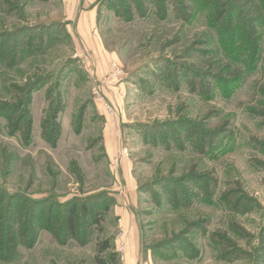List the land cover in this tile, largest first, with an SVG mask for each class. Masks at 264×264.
Segmentation results:
<instances>
[{
  "label": "rangeland",
  "instance_id": "374dc122",
  "mask_svg": "<svg viewBox=\"0 0 264 264\" xmlns=\"http://www.w3.org/2000/svg\"><path fill=\"white\" fill-rule=\"evenodd\" d=\"M123 164L141 264H264V0H0V264H98Z\"/></svg>",
  "mask_w": 264,
  "mask_h": 264
},
{
  "label": "crops",
  "instance_id": "0c3cea01",
  "mask_svg": "<svg viewBox=\"0 0 264 264\" xmlns=\"http://www.w3.org/2000/svg\"><path fill=\"white\" fill-rule=\"evenodd\" d=\"M104 138L107 142L113 141L115 145V138L112 137L111 133H107ZM115 148L117 151L118 146L116 145ZM122 163L125 162L122 161ZM116 175L120 180V186L117 188L119 193L113 197V204L105 217L108 225L114 228L112 234L110 233L112 235V246L115 247L119 243L116 239L121 229L123 232V251L121 252V260L123 261L121 264H141L142 258H148L140 249V233L137 232V228L132 223L131 209H129L131 208L130 201H133V197L137 191L136 181L133 178L131 168L126 164H123L120 172Z\"/></svg>",
  "mask_w": 264,
  "mask_h": 264
},
{
  "label": "trees",
  "instance_id": "16d2710c",
  "mask_svg": "<svg viewBox=\"0 0 264 264\" xmlns=\"http://www.w3.org/2000/svg\"><path fill=\"white\" fill-rule=\"evenodd\" d=\"M105 199L108 203L106 204ZM48 201V200H46ZM49 205L51 204L48 201ZM113 204V198L107 195H97L94 198H89L88 201L76 200L68 201L60 206L62 209L63 223L67 229V238L76 237V233L83 227L89 230L92 226H98L102 217H106L111 205ZM98 252L104 256L97 257L98 264H118L119 257L117 252L110 245V240L104 239L98 246Z\"/></svg>",
  "mask_w": 264,
  "mask_h": 264
},
{
  "label": "built area",
  "instance_id": "2783aa9c",
  "mask_svg": "<svg viewBox=\"0 0 264 264\" xmlns=\"http://www.w3.org/2000/svg\"><path fill=\"white\" fill-rule=\"evenodd\" d=\"M115 75H118L117 73H115ZM92 86H93V89H92V94L93 96L95 97V99L100 102V103H103L104 105V108H105V111L108 113V114H112L113 112V107L109 104H107L105 101H104V97L102 96L101 94V89L99 87V83L97 82L96 84V81L92 83ZM122 231V230H121ZM123 233V232H122ZM118 242H120V240L118 239ZM115 250L116 252L118 253H121L123 251V243L120 242L118 243L116 246H115Z\"/></svg>",
  "mask_w": 264,
  "mask_h": 264
}]
</instances>
